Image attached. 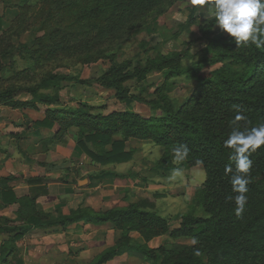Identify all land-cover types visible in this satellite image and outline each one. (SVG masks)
Returning <instances> with one entry per match:
<instances>
[{
    "label": "trees",
    "instance_id": "1",
    "mask_svg": "<svg viewBox=\"0 0 264 264\" xmlns=\"http://www.w3.org/2000/svg\"><path fill=\"white\" fill-rule=\"evenodd\" d=\"M19 1L8 0V6L19 10L9 27L0 15V73L4 69L2 56L16 50L31 64L18 76L63 57H77L84 64L105 59L108 66L96 80L99 85L110 90L121 103L133 98L160 112L142 115L115 109L94 114L74 106L53 108L61 103L63 82L90 83L79 75L54 71L31 84L0 85V106L39 110L45 105V116L34 123L50 129L51 140L56 143H65L67 132L77 127L80 147L102 165L132 160L135 149L128 146V141L138 139L151 140L165 148L159 163L173 167L174 153L180 152L189 167L202 165L206 172L205 181L196 192V204L203 214L190 210L180 216L177 227L158 211L146 208L143 201L106 210L81 205L55 215L39 208V197L49 194L44 176H29V193L18 196L9 185L17 176L7 175L0 178V206L19 203L16 214L24 222L19 226L22 234L33 227L66 230L80 223H109L118 232L115 243L93 264H104L124 253L140 256L148 264H264V146L250 156L253 163L247 202L239 216L232 199L235 193L231 174L226 172V167L234 164L230 150L224 146L237 114L244 117L238 122L241 130L264 124V47L251 43L236 47L228 35L211 38L213 19L200 26L208 42L204 56L192 67L182 63L189 56L187 50L158 54L136 64L132 59L119 60L118 54L110 52L106 45L128 37L149 16L161 12L174 0H42L40 5H33V0ZM198 6L194 5L193 10ZM30 28L43 34L33 37L31 43L16 46L13 38ZM217 63L227 66L208 76L201 74L205 66ZM154 71H166L167 79L185 74L194 80L193 91L183 100L174 99L166 90V81L155 90L154 99L133 95L128 82L145 81ZM21 91L35 98L17 97ZM0 222V229L6 232L17 228L9 225L8 218L0 216ZM132 232H138L142 241L134 238ZM164 234L174 240L170 245L149 246L153 238Z\"/></svg>",
    "mask_w": 264,
    "mask_h": 264
},
{
    "label": "rangeland",
    "instance_id": "2",
    "mask_svg": "<svg viewBox=\"0 0 264 264\" xmlns=\"http://www.w3.org/2000/svg\"><path fill=\"white\" fill-rule=\"evenodd\" d=\"M20 3L19 0H13ZM33 5L42 4V0H33ZM190 0H174L161 12H154L139 27H136L128 37L106 45L110 52L118 54L119 60L132 59L134 63H145L148 58L158 54H170L174 51L187 50L189 56L183 59V65L192 67L201 59L206 51L208 39L203 36L201 25L210 23L214 18L207 5L197 8ZM19 13L15 7L8 6V0H0V15L5 18V25L10 26L13 17ZM193 22L191 23V21ZM28 29L21 36H15L13 42L18 46L43 31ZM211 38L226 36L218 26L210 30ZM4 65L0 85L19 87L34 83L48 71L66 72L79 75L90 81L88 84L77 81H65L60 90L61 103L52 105L53 108L74 106L79 109L98 114L109 113L115 109L130 110L142 115H153L156 111L149 103L130 98L127 103H121L114 98L110 90H106L96 81L108 66V61L100 59L84 64L77 57L55 59L41 68L17 73L30 67V62L20 53L3 55ZM226 63L208 64L201 70L204 76L211 75ZM166 71H154L148 74L145 81H129L133 95L156 98L155 90L168 82L167 92L174 99L183 100L194 88L192 79L185 74L166 78ZM17 97L33 100L35 97L27 92H19ZM45 105L39 110L32 108L14 109L10 106H0V177L10 174L21 176V182L29 176L42 175L50 184L52 193L49 198L39 200V208L55 215L68 213L81 206H91L97 210H106L115 206H126L132 202H142L146 208L158 211L167 217L173 227L179 226L180 216L196 209L203 214L201 207L196 204V192L206 178L202 165L189 167L183 153L176 152L173 156V167L159 163L165 148L156 145L151 140L131 139L128 146L134 151V157L129 162L102 165L96 163L79 145V129L71 128L65 135V143L51 140L50 129L39 127L34 122L45 116ZM97 151L98 148L91 145ZM20 191H27L20 187ZM87 224H74L67 231L87 229ZM103 244L109 245L116 240L117 231L111 224L99 225ZM97 228L92 230L94 232ZM109 232V241L107 233ZM95 233V232H94ZM136 239L138 232L132 233ZM101 236H96L101 237ZM92 237V236H91ZM96 243L98 239L95 240ZM111 241V242H110ZM174 241L169 234L153 238L149 245L152 248L162 244L170 245ZM182 241V240H180ZM110 242V243H109ZM101 248L104 246L101 245ZM101 248L93 247L92 251L84 254L81 261H90L99 253ZM141 264H148L138 257ZM138 261V260H137Z\"/></svg>",
    "mask_w": 264,
    "mask_h": 264
},
{
    "label": "crops",
    "instance_id": "3",
    "mask_svg": "<svg viewBox=\"0 0 264 264\" xmlns=\"http://www.w3.org/2000/svg\"><path fill=\"white\" fill-rule=\"evenodd\" d=\"M20 177L17 176L15 180L9 181V185L15 190L18 196H23L29 193L30 186L26 181L28 177L24 182H21L22 179ZM47 185L49 194L40 196L38 203L39 200L51 196L52 188L49 183ZM20 187L26 188L27 191H20ZM18 208L19 203L0 206V216L11 220L9 225L17 226V228L12 229L10 232L0 229V264H93L99 254L115 243L114 241L107 245V242L104 245L103 238L105 237L99 234L101 232V226L95 224H87V226L92 227V230L97 228L94 231L95 233L92 230L88 231L83 228L78 230L74 229L69 232L57 227H33L22 234L19 226L24 225V222L17 218L16 212ZM2 223V225H5V222ZM17 233H20L18 238L15 237ZM96 236L101 237L95 238ZM106 237L109 241V232ZM96 239H98L97 243L95 241ZM101 245L104 248H101ZM94 246L102 250L99 253L97 252L89 262L81 261L84 254L91 252ZM149 246L151 247V245ZM138 257L137 255L124 253L104 264H141L142 260L140 262Z\"/></svg>",
    "mask_w": 264,
    "mask_h": 264
},
{
    "label": "clouds",
    "instance_id": "4",
    "mask_svg": "<svg viewBox=\"0 0 264 264\" xmlns=\"http://www.w3.org/2000/svg\"><path fill=\"white\" fill-rule=\"evenodd\" d=\"M190 3L197 6L206 4L215 25L232 39L236 47L248 43L257 48L264 47V0H190ZM242 119L241 114L235 116L233 129L224 141L234 164V167L227 166L226 172L231 174L230 183L235 193L232 199L238 216L247 202V185L253 163L250 156L264 146V124L241 130L238 122Z\"/></svg>",
    "mask_w": 264,
    "mask_h": 264
}]
</instances>
